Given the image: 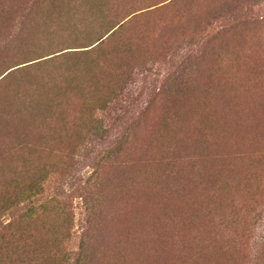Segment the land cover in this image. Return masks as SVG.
I'll list each match as a JSON object with an SVG mask.
<instances>
[{
    "label": "rangeland",
    "instance_id": "rangeland-1",
    "mask_svg": "<svg viewBox=\"0 0 264 264\" xmlns=\"http://www.w3.org/2000/svg\"><path fill=\"white\" fill-rule=\"evenodd\" d=\"M145 7L150 14L107 49L89 80L98 101L137 80L134 95L142 96L117 105L150 110L135 161L124 174L115 166L103 173L101 222L92 236L104 233L109 241L95 264H264V244L256 242L264 235V0H137L124 14ZM74 15L71 0H0V201L27 190L39 174L28 173L21 185L3 175L18 149L28 169L39 144L47 145L42 154L63 158L80 141L58 135L43 143L54 136L50 125L17 130L6 102L23 76L4 77L40 56L90 47L66 48L79 46L67 41ZM32 45L42 51L25 53ZM84 107L72 106L70 114ZM73 198L75 247L86 214ZM29 230L49 244L43 226Z\"/></svg>",
    "mask_w": 264,
    "mask_h": 264
},
{
    "label": "trees",
    "instance_id": "trees-1",
    "mask_svg": "<svg viewBox=\"0 0 264 264\" xmlns=\"http://www.w3.org/2000/svg\"><path fill=\"white\" fill-rule=\"evenodd\" d=\"M71 1L75 15L67 41L79 46L66 48L90 47L58 50L19 64L4 75L12 72V76H23L11 87L10 99L6 102L15 109L11 116L14 120L9 114L6 117L15 127L17 125V130L28 129L30 124L40 129L50 125L47 131L54 136H48L52 140L43 143L58 142V135L66 139L80 137V141L63 158L57 152L42 154L47 145L41 148L42 144H39L40 153L31 158L28 169L25 168L23 148L17 150L20 154L9 163H4L6 173L3 175L16 185L24 183L30 172L35 175L39 170V174L29 177L31 184L27 190L11 193L9 201H0V264H95L109 241L104 233L97 239L92 236V229L101 222L97 210L104 193L105 168L115 166L120 174H124L125 168L135 161L138 141L142 143L148 133L143 121L144 114L150 111L148 108L117 105L120 100L135 102L142 96L134 95L139 88L137 80L125 81L99 101L94 95L96 85L89 80L93 69L104 65L107 49L120 43L127 36V29L150 14L152 9H133L124 14L137 0ZM56 43L48 44L47 48ZM25 49V53L42 51L36 45ZM62 58H68V62L56 66ZM113 101L116 106L112 105ZM77 104L85 107L74 109L72 117L70 107ZM74 196L81 198L86 225L82 227L81 239L72 247L70 236L76 233ZM40 226L48 230L49 244L37 242L28 233L29 229L39 230ZM260 238L256 242L263 245L264 235Z\"/></svg>",
    "mask_w": 264,
    "mask_h": 264
},
{
    "label": "bare ground",
    "instance_id": "bare-ground-1",
    "mask_svg": "<svg viewBox=\"0 0 264 264\" xmlns=\"http://www.w3.org/2000/svg\"><path fill=\"white\" fill-rule=\"evenodd\" d=\"M224 148V147H223ZM219 153H221V152H219ZM227 153V152H226ZM223 164H225V163H223ZM217 167V166H216ZM227 167V166H226ZM216 172V171H215ZM218 174V173H217ZM211 175H213V174H211ZM214 175H216V173L214 174ZM220 175V174H219ZM216 177V176H215ZM207 180V179H206ZM209 180V179H208Z\"/></svg>",
    "mask_w": 264,
    "mask_h": 264
}]
</instances>
